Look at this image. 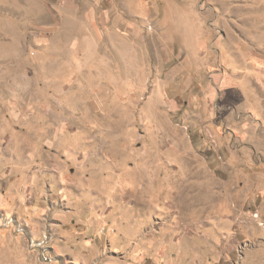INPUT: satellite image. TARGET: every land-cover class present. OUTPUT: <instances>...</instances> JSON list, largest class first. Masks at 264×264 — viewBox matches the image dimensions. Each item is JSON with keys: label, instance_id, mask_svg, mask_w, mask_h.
Here are the masks:
<instances>
[{"label": "rangeland", "instance_id": "1", "mask_svg": "<svg viewBox=\"0 0 264 264\" xmlns=\"http://www.w3.org/2000/svg\"><path fill=\"white\" fill-rule=\"evenodd\" d=\"M0 264H264V0H0Z\"/></svg>", "mask_w": 264, "mask_h": 264}]
</instances>
